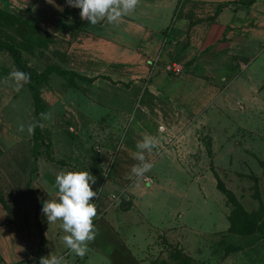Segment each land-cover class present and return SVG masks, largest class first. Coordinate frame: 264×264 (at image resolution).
I'll return each mask as SVG.
<instances>
[{
    "label": "rangeland",
    "instance_id": "rangeland-1",
    "mask_svg": "<svg viewBox=\"0 0 264 264\" xmlns=\"http://www.w3.org/2000/svg\"><path fill=\"white\" fill-rule=\"evenodd\" d=\"M5 7L15 14L17 11L21 17L30 16L26 14L30 9H12L11 3ZM35 24L44 30L50 29V33L55 32L58 36L53 34L55 40L48 50L23 52L28 65L36 70H42L48 65L69 70L75 57L69 56V42L60 36L70 29L69 23L46 22L40 26L35 21ZM78 27L77 22L73 30L80 29ZM257 61L241 77L249 75L253 80L264 79V68H261L264 56H260ZM92 62L87 60V63ZM0 66L8 70L0 79V224L10 223L13 218L22 215L33 219L35 229L42 233V236L39 233L40 241L36 250L22 263L39 264L42 257L55 255L63 256L64 264H83L85 258L87 264H119L120 261L116 259L117 245L109 246L111 250L101 245L102 242L112 243V237L102 231L101 223L113 222L108 221L109 214L102 217L100 211L109 203L114 205L117 212L125 211L127 204H121V195L125 193L123 199L129 203L128 210L136 216L143 214L144 208L138 206L136 200L139 193L131 194L127 189L122 191L106 185L111 178L110 169L113 163H117L121 153L124 133L131 124H135L138 141H142L145 137L143 131L152 125L151 120L138 113L141 109L139 105L136 106L133 118L104 117V112L96 110V106L95 109L88 108L87 112L85 106L92 107L94 104L89 100L94 102L107 95L105 84L95 85L76 79L77 85L71 87L53 74L40 87L46 110L40 115V132L35 134L32 99L25 84L21 82L22 86L17 88L16 81L10 75L17 70L4 52H0ZM80 93L84 99L87 98L82 104L79 101ZM81 106H84L86 112L80 110ZM87 114L90 116L86 117ZM251 115L246 120V127L240 126V118L233 116L226 120L230 125L225 134L216 135L217 150L211 149L212 139L209 135L201 132L199 138L202 139L203 149L189 154V165H186L188 169L193 168L192 172L197 171L201 190L196 186H185L181 180L172 186L174 195H180L178 199H169L164 191L157 192L154 199L150 197L151 201L145 199L147 206L141 219L149 230L146 229L145 233L146 227L141 225L139 235L134 236L136 244L144 245L143 252L139 254L135 246H132L133 242L128 246L137 256L135 264H264V236L259 233L247 236L236 233L238 215L232 221L234 228L228 230L227 216L234 210L227 197L216 188L218 177L244 211L256 217L258 222L264 219V106ZM222 124L223 121H220L216 129L221 130L219 127ZM29 126L32 127L31 133L28 131ZM208 144L210 155L207 152ZM112 145L113 148L109 149ZM103 152L108 155L104 162L101 160ZM61 171H89L96 178L95 184L90 185L97 193L91 201L96 206V216L92 223L95 224L99 218L103 222L95 225L96 235L91 241L97 247L91 248L87 242V251L82 257L76 256L63 243V236L68 234L63 231L62 222L57 220L48 223L40 210L44 201L58 198L55 176ZM164 171L170 176V170ZM167 176L163 179L168 180ZM150 177L154 183L158 180L153 175ZM193 178H196L195 174ZM101 183L102 189L99 192ZM131 183L147 184L144 175L136 177ZM107 189L118 198L112 199L110 193H106ZM99 203H103L104 207H99ZM174 204L178 215L171 216ZM160 221L162 223L157 226L151 225L152 222ZM171 222L178 224L177 234L175 228L169 226ZM143 232L147 234V244L146 240L142 243ZM119 233L123 237L128 236L124 232ZM175 234V238L171 237ZM123 247L126 249L124 244ZM41 248L43 250L39 252ZM178 251L188 257L187 262L180 260L181 256H176L179 255ZM125 253L123 251L122 255ZM125 261L122 263H130L128 256H125ZM0 264L4 263L0 261Z\"/></svg>",
    "mask_w": 264,
    "mask_h": 264
},
{
    "label": "crops",
    "instance_id": "crops-1",
    "mask_svg": "<svg viewBox=\"0 0 264 264\" xmlns=\"http://www.w3.org/2000/svg\"><path fill=\"white\" fill-rule=\"evenodd\" d=\"M238 1L137 0L135 8L118 23L101 20L95 25L81 19L79 8L68 6L65 0H0V7L8 10L5 6L11 3L12 9H30L26 14L40 26L46 22L69 23L70 29L60 35L69 42V56L75 57L69 70L94 77L91 83L105 84L107 93L103 99L89 100L94 104L85 106L87 112L88 108L95 109L96 106V110L104 112V117L133 118L139 105L138 113L151 120L152 125L149 129L145 127L143 132L153 138L156 145L150 151L143 150L145 161L152 164L144 176L153 175L158 178L156 183L153 181L150 186L130 184L137 177L132 173V167L140 163H137L135 153L137 142L141 141L136 136V125L131 124L124 133L121 153L110 169L111 178L106 185L122 191L127 189L131 194L139 193L136 200L138 206L144 208V214L145 199L151 201L150 197L156 198L157 192L164 191L169 199H178L180 195H174L172 191L177 181L183 180L185 186H196L201 190L197 171L186 168L189 154L203 149L199 138L201 132L209 135L211 149L217 150L216 135L228 130L230 123L226 120L233 116L240 118V126L246 127L248 116L264 106V79L253 80L249 75L241 77L260 56H264V0H254L248 7L233 3ZM77 22L80 29L73 30ZM87 60L93 62L87 63ZM170 63H180L183 70L176 74L165 72L164 66ZM86 99L81 94L80 104ZM83 107L80 110L84 112ZM220 121L223 124L219 127L221 130H217ZM112 148L113 145L109 149ZM107 158V152H103L102 162ZM164 170H170V176ZM194 174L196 178H193ZM164 176L169 177L168 180H164ZM106 193L113 192L107 189ZM100 203L99 207H102L103 203ZM113 206L109 203L100 209L102 217L109 214L108 221L113 222L101 223L102 231L112 237L111 244L102 242L101 245L106 248L117 245L118 257L115 258L119 264H123L125 256L130 261L127 264H135L137 256L128 246L133 242L136 251L143 252L144 245L136 244L134 236L139 235L144 215L136 216L128 209L117 212ZM174 214L178 215L175 204L171 216ZM99 222H103L102 218L96 220L94 226ZM160 223L162 221L151 225ZM170 224L177 234L178 224ZM144 227L146 233L148 227ZM119 231L128 236L123 237ZM144 232L142 243L146 240L147 244ZM176 234L171 237L175 238ZM39 241L33 219L20 215L10 223H1V263L23 264L36 250ZM88 244L91 248L97 247L93 242ZM123 251L127 253L122 255ZM83 264H87L86 258Z\"/></svg>",
    "mask_w": 264,
    "mask_h": 264
},
{
    "label": "clouds",
    "instance_id": "clouds-1",
    "mask_svg": "<svg viewBox=\"0 0 264 264\" xmlns=\"http://www.w3.org/2000/svg\"><path fill=\"white\" fill-rule=\"evenodd\" d=\"M70 7L79 8V16L88 24L95 25L101 20L109 24L118 23L120 18L132 11L137 0H65ZM16 81L17 88L28 83L27 73L16 71L10 74ZM22 82V83H21ZM29 133L32 127L28 128ZM156 141L145 136L137 142L138 151L135 157L140 163L132 167V173L142 177L152 168V164L145 161L143 150H151ZM96 178L89 171H61L55 176V186L58 191L56 200H46L41 204V212L48 223L61 221V227L68 235L63 236V243L76 256H84L87 251V242H91L96 235L92 223L96 216V206L92 198L96 191L91 184ZM39 264H64L63 256L48 255L42 257Z\"/></svg>",
    "mask_w": 264,
    "mask_h": 264
},
{
    "label": "trees",
    "instance_id": "trees-1",
    "mask_svg": "<svg viewBox=\"0 0 264 264\" xmlns=\"http://www.w3.org/2000/svg\"><path fill=\"white\" fill-rule=\"evenodd\" d=\"M253 1L254 0H240L233 3H239L245 7H248ZM219 11L220 8L217 9L216 14ZM54 40L55 38L53 34L36 25L34 19L31 16L21 17L5 8L0 7V52H4L10 58L12 66L17 71L27 73L29 76L28 83L25 84V87L28 90L33 102L35 134L40 132V115L46 110V104L44 103L40 94V87L47 82L51 75L54 74L59 76L71 87H75L77 85V80L90 83L95 79L94 77H85L72 70L64 69L57 65H48L42 70H36L35 68L28 65L23 57V52H33L35 50L41 52L48 50L49 46L53 44ZM7 72L8 70L5 67L0 66V79L2 76L6 75ZM209 149L210 145L208 144L207 152L210 155ZM212 172L215 175V172ZM216 181V188L227 197L234 210L227 216L229 223L228 230L234 228V218L236 215H238L239 220L236 223V233L242 236L259 233L264 236V219H262L260 222L256 221V217H253L251 214L242 209L238 201L235 199L233 193L224 187L222 181L218 177H216ZM124 194L121 195V204H127L125 208L126 210L129 208V203L123 199ZM39 233L42 236L41 231ZM42 248L39 250V252H42L44 249ZM176 256H181L180 260L187 262L188 257L183 255L181 252H179V255L177 254ZM38 258L39 255H37V259Z\"/></svg>",
    "mask_w": 264,
    "mask_h": 264
},
{
    "label": "built area",
    "instance_id": "built-area-1",
    "mask_svg": "<svg viewBox=\"0 0 264 264\" xmlns=\"http://www.w3.org/2000/svg\"><path fill=\"white\" fill-rule=\"evenodd\" d=\"M152 70H153V68H152ZM182 70H183V66L180 63H170V64H167V65L164 66V71L167 72V73H174V74H176V73L181 72ZM144 179H145V181H146L147 184H150V183L153 182L152 181V178L150 176H144ZM102 183H103V181H102ZM102 183H101V188L98 190L99 192L102 189ZM110 197L112 199H117L118 198V197H116L113 194H110Z\"/></svg>",
    "mask_w": 264,
    "mask_h": 264
}]
</instances>
